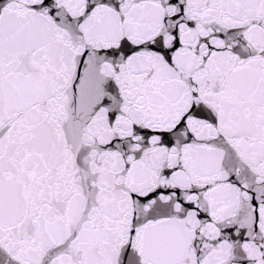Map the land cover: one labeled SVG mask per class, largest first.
I'll use <instances>...</instances> for the list:
<instances>
[{"label":"snow or ice","instance_id":"obj_1","mask_svg":"<svg viewBox=\"0 0 264 264\" xmlns=\"http://www.w3.org/2000/svg\"><path fill=\"white\" fill-rule=\"evenodd\" d=\"M0 264H264V0H0Z\"/></svg>","mask_w":264,"mask_h":264}]
</instances>
